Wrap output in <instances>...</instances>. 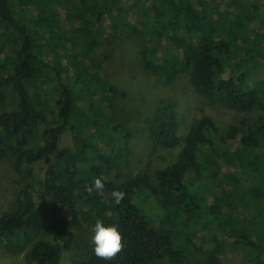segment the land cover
<instances>
[{"label":"trees","instance_id":"trees-1","mask_svg":"<svg viewBox=\"0 0 264 264\" xmlns=\"http://www.w3.org/2000/svg\"><path fill=\"white\" fill-rule=\"evenodd\" d=\"M138 41L156 81L190 75L233 113L225 127L203 115L181 138L162 102L151 138L183 145L151 176L122 173L133 132L113 103L127 97L103 74ZM0 163L19 187L0 254L21 264H222L228 249L264 264V0H0ZM96 219L121 232L111 258L94 252Z\"/></svg>","mask_w":264,"mask_h":264},{"label":"rangeland","instance_id":"rangeland-1","mask_svg":"<svg viewBox=\"0 0 264 264\" xmlns=\"http://www.w3.org/2000/svg\"><path fill=\"white\" fill-rule=\"evenodd\" d=\"M220 1V0H218ZM140 42L132 44L115 67H107L105 74L108 81L115 83L127 97L125 101L113 103L122 112L119 116L125 121L133 132L131 140V154L129 156V168L123 170V174L131 173L153 175L157 169L171 164L177 157L183 142L173 148H161L151 138L150 126L154 119L161 115L162 102L171 105L177 116L179 135L185 137L192 122L203 115L215 118L219 126L225 127L233 113L220 106H210L195 91L190 81V75L183 77L171 88L155 80L141 64L139 56ZM8 95L10 88H6ZM11 107V96L9 95ZM71 144V134L66 132L61 137L62 147ZM52 157L40 161L35 165V174L42 178L47 167L51 164ZM18 177L7 165L0 163V215L5 213L14 200V192ZM222 264H242V254L228 249L221 257ZM0 264H21V259L6 258L0 254Z\"/></svg>","mask_w":264,"mask_h":264},{"label":"clouds","instance_id":"clouds-1","mask_svg":"<svg viewBox=\"0 0 264 264\" xmlns=\"http://www.w3.org/2000/svg\"><path fill=\"white\" fill-rule=\"evenodd\" d=\"M95 187L103 190L104 184L101 178L95 181ZM124 193L114 191L112 196L116 203H119L123 198ZM91 243L94 245V252L97 256L105 259L113 257L122 248V236L119 227L115 224L105 225L101 219H96L95 223L91 225Z\"/></svg>","mask_w":264,"mask_h":264}]
</instances>
